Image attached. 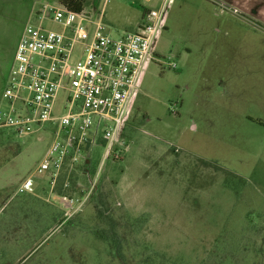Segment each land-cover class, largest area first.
<instances>
[{"label":"rangeland","instance_id":"obj_1","mask_svg":"<svg viewBox=\"0 0 264 264\" xmlns=\"http://www.w3.org/2000/svg\"><path fill=\"white\" fill-rule=\"evenodd\" d=\"M156 2L83 0L82 10L119 34ZM45 3L60 4L0 0V47L27 24L61 30L40 17ZM223 9L166 6L113 148L104 157L105 141H93L71 188L60 187L66 170L55 185L75 197L94 185L71 217L35 173L54 126L0 129V264H264V31ZM28 176L39 186L18 192Z\"/></svg>","mask_w":264,"mask_h":264},{"label":"built area","instance_id":"obj_2","mask_svg":"<svg viewBox=\"0 0 264 264\" xmlns=\"http://www.w3.org/2000/svg\"><path fill=\"white\" fill-rule=\"evenodd\" d=\"M173 1L157 0L136 30L119 34H112L101 18L93 19L83 10L45 3L40 17L51 15L62 29L27 24L16 44L1 92L6 106L0 109V128L20 134L45 122L54 126L35 173L47 177L50 197L64 208L66 218L84 204L94 185L76 197L58 193L55 185L66 170L60 187L71 188L70 169L93 141H105L104 157L113 148L140 71L152 57L163 11ZM170 65L175 67L174 62ZM60 91L64 94L56 112ZM31 176L21 182L18 192L33 191Z\"/></svg>","mask_w":264,"mask_h":264},{"label":"crops","instance_id":"obj_3","mask_svg":"<svg viewBox=\"0 0 264 264\" xmlns=\"http://www.w3.org/2000/svg\"><path fill=\"white\" fill-rule=\"evenodd\" d=\"M210 1L217 5L222 3L224 6L223 11H225V13H227L228 16L231 17L233 23L239 24V22L244 21L247 24H249L252 28L256 30L260 29L261 31H264V0H210ZM21 34L19 35L18 39H16L15 42L12 44V47L8 48L7 50L4 47L3 48L0 47V109L2 108L1 102H4L1 98V92L3 90L5 80L11 71L13 64L14 50ZM37 186L39 185L35 183L34 187ZM39 188L42 191V189H44V186H41ZM45 191H47L46 188Z\"/></svg>","mask_w":264,"mask_h":264},{"label":"trees","instance_id":"obj_4","mask_svg":"<svg viewBox=\"0 0 264 264\" xmlns=\"http://www.w3.org/2000/svg\"><path fill=\"white\" fill-rule=\"evenodd\" d=\"M60 4L64 5L68 9L74 10V11H81L83 8V0H58ZM146 10L143 11L142 16ZM85 164L88 163L84 162Z\"/></svg>","mask_w":264,"mask_h":264},{"label":"water","instance_id":"obj_5","mask_svg":"<svg viewBox=\"0 0 264 264\" xmlns=\"http://www.w3.org/2000/svg\"><path fill=\"white\" fill-rule=\"evenodd\" d=\"M88 160H86V162H87Z\"/></svg>","mask_w":264,"mask_h":264}]
</instances>
